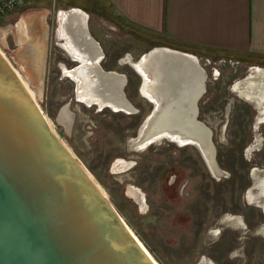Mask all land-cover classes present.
<instances>
[{
	"label": "water",
	"instance_id": "water-1",
	"mask_svg": "<svg viewBox=\"0 0 264 264\" xmlns=\"http://www.w3.org/2000/svg\"><path fill=\"white\" fill-rule=\"evenodd\" d=\"M72 12L83 16L81 29L96 50V55L88 61L99 76L119 81L121 106L133 109L122 90L125 76L104 72L97 63L102 52L87 30V14L76 8L60 10L58 25L59 13ZM49 13L43 8H31L14 23L20 33L13 57L24 75L25 71L35 74L32 81L25 77L39 95L41 84V91L44 90ZM162 55L188 63L196 73L197 85L181 102L174 98L170 104L168 99L161 100L149 92L152 72L147 66L151 67ZM134 64L140 72L133 64L131 67L142 79L140 92L150 94V98L145 97L153 104V110L141 124L136 138L129 142L128 149L139 152L138 146L163 140L177 146H193L210 174L215 178L222 176L212 131L198 120L199 101L206 92L207 79L199 58L190 52L155 46ZM249 74L240 85H246ZM245 100L253 102L262 117L264 104L260 108L256 101ZM163 102L169 106L165 109V119L160 121ZM117 109L124 111L122 107ZM182 112L186 114V123L177 121ZM253 180L256 186L257 179ZM0 264H156L100 187L54 133L1 51Z\"/></svg>",
	"mask_w": 264,
	"mask_h": 264
},
{
	"label": "rangeland",
	"instance_id": "rangeland-1",
	"mask_svg": "<svg viewBox=\"0 0 264 264\" xmlns=\"http://www.w3.org/2000/svg\"><path fill=\"white\" fill-rule=\"evenodd\" d=\"M63 1L65 0H32L25 8L0 18V51L34 93L54 133L89 173L157 264H206L203 262L204 259L215 264L209 250L215 240L214 237L210 238L207 235L215 226L204 228L206 230H202L196 238L197 230L195 231L191 224L187 223L186 216L190 208H193L197 214L200 211V219H204V206H210L209 202L205 203L208 192L214 200L212 202L214 211H218L220 218L218 222H223L220 207L229 208L237 202L242 205L244 195L238 192V189H242L243 174L248 173L247 169H262L264 166V123L258 122L260 113L256 110L257 106L251 101L240 98L235 89V87L239 89L243 87L240 83L249 74L252 65L248 63L250 69H246V61L220 57V55L206 57L210 59L209 65L205 63L204 55L198 54L201 58L200 65L207 75L206 92L199 101V116L201 121L207 123L213 131L212 142L216 150V162L224 172L222 176L213 178L192 147L181 151L175 146L162 142L146 151L132 152L128 149V145L133 139L134 124L139 125L150 111V106L145 105L144 100L135 96L133 88L138 80L126 65L122 64L120 74L125 78L127 76L131 78L127 99L142 109L141 114L135 118L124 115L114 116L117 119L120 117L121 120L115 125L113 120L105 118V121L100 122V127L91 130L84 128L83 121L87 118L84 119L82 116H77L73 129H67L57 119L58 108L61 105L60 98L66 95V81L63 77L57 79L56 64H63L67 56L61 48L62 43L59 38L51 33L53 15L50 8H53V3L60 5ZM31 8H43L50 12L46 20L49 34L42 95H39L36 88L29 83L22 72V67L13 57L17 50V32L14 23L20 15ZM87 9L91 17V29L108 52L111 50L108 48L111 39L120 43L121 55L124 53L131 55L132 59H136L155 46L153 43L148 44L144 36L131 33L127 29L111 30L108 23L98 20V17L105 18V16L99 11L96 2L91 1ZM129 48L132 50L129 51ZM235 62L244 65L239 66ZM215 70L220 73L217 81L214 78L217 75ZM212 72L214 74L211 76ZM54 74L57 77H54ZM94 119L91 118L92 123L95 124ZM187 158L195 161L190 159L186 161ZM181 160H184L182 163L184 168H192L193 171L200 173L201 178L198 181H191L189 177L193 171H183L181 166H176L180 173L177 180L179 185L168 190L166 176L161 178L162 172L167 165L170 166ZM121 162L129 164V167L119 169L117 165ZM232 183H234L233 188ZM189 188L190 192L196 190L192 192V196L191 194L186 196ZM231 190L237 191L233 194L234 197ZM256 192L252 190L251 196L254 197ZM133 193L140 194V198L136 199ZM263 201V198L257 200L255 197L251 202L249 201L250 212L247 218L250 225L256 222V215L251 210H257L255 207L258 204L263 206ZM226 214L235 215V213ZM228 231L231 237L237 236L235 232ZM242 242L246 250L243 264H264V259L261 257H264V238L249 237ZM246 244H249V252ZM238 260V258L233 259L235 264H240Z\"/></svg>",
	"mask_w": 264,
	"mask_h": 264
},
{
	"label": "crops",
	"instance_id": "crops-1",
	"mask_svg": "<svg viewBox=\"0 0 264 264\" xmlns=\"http://www.w3.org/2000/svg\"><path fill=\"white\" fill-rule=\"evenodd\" d=\"M92 1L106 19L155 45L189 50L205 58L220 55L244 60L264 68V0ZM252 177L257 179L259 193L264 194V179H258V175ZM221 219L223 223L219 221L221 224L207 233L215 240L210 247L211 257L215 264H235L233 259L237 258L243 264L245 244L231 237L228 230L242 236L245 224L236 214ZM253 231L264 238V227ZM203 262L212 264L206 259Z\"/></svg>",
	"mask_w": 264,
	"mask_h": 264
},
{
	"label": "flooded vegetation",
	"instance_id": "flooded-vegetation-1",
	"mask_svg": "<svg viewBox=\"0 0 264 264\" xmlns=\"http://www.w3.org/2000/svg\"><path fill=\"white\" fill-rule=\"evenodd\" d=\"M91 1L92 0H65V1L61 2L60 5H58V3H53L54 4L53 8H50L52 15H53V20L51 23V33L53 35L55 34V37L59 38V40L62 43L61 48H62L63 52L66 53V56H67L66 60H63V64L62 63H59L58 65L56 64V69L58 70V73H57L58 77L55 76L56 74H54V77H57L58 80H60V78L63 77L64 80L66 81V85H65L66 95L64 98H62V99L60 98V101H61L60 104L61 105L58 108L59 112H57L58 113L57 119L60 123L64 124L67 127V129H73L74 124L76 123L75 121L77 119V116L78 117L82 116V117H84V119L87 118L86 120L83 121L84 128L91 130V129H97L98 127H100L101 126L100 122L105 121L106 120L105 118H108V120H110V119L113 120L114 125H115V123H120L121 120H120V117L117 119L114 116L124 115V116L130 117V118L131 117L135 118L139 114L142 113V109L140 107L134 105L131 102V100L127 99V94H128L127 89L130 86L129 83L131 82V78L129 76H127L125 85L123 86L122 90H123L125 99L128 101V103L130 104V106L133 109L124 107V111H123L121 109L115 108V106H117V105L120 106L121 104H123V102H121L122 99L120 97V94L118 91L119 87L117 85L112 88V90L114 92H116V96H115L116 99L114 100L115 104H113V105H111L108 102H105L102 105H100L96 101H90L91 97H89L83 93L82 88H79V83L77 81V78H78L77 68L80 67V62L77 61V59H75L73 56H71L70 54L67 53V51L63 48V44L65 41H64V39L59 37V25H58L57 13L60 10L61 11L66 10L67 11V10L76 8V9L82 10L83 12H85L87 14V16H88L87 21H86L87 30H88L90 36L98 43V45L101 49V52H102V56L99 58L97 57L98 58L97 63L99 64L101 69L104 72L116 73V74L121 75L120 69H121L122 64L128 66V68L130 69L132 74L136 77V80H138L137 83L134 84V88H133V90L135 91V96L144 100L145 105L150 106V111L148 112L147 116H149L153 110V104L145 97V96H147L150 98V94L145 93L143 90H142V93L140 92V88L142 85V79L135 72V70L131 67V64H133L134 67L136 68V70L139 71L138 67H136V65L134 63H137L138 59L143 54L141 56L137 57L136 59H132L131 55L128 56L125 53L123 54L124 55L123 56V55H121V52H120V50H121L120 43L114 41L113 39L109 40L108 48H109V50L110 49L111 50L109 52L107 50H105V47L99 41V39L97 38V36L94 34L93 30L91 29V24H90L91 17H90V14L88 12V9H87V7L89 6V3ZM98 20L108 23L109 28H111V30H113V31H118V29L121 30V28L117 24L113 23L112 21H110L106 18L98 17ZM81 31L84 34V31L83 30H81ZM146 41L148 42V44L152 45V43L150 41H148V40H146ZM155 46H168V47H171V48H174L177 50L190 52V53L196 55L199 58V61L201 60V58L199 57V55L197 53L189 51V50H185V49H181V48H177V47H173V46H169V45H155ZM155 46H152L151 48H153ZM130 50H132V48H129V51ZM110 52H111V54H110ZM204 60H205V63L210 65V63H211L210 59L204 58ZM222 62L226 63L225 61H222ZM235 63H237V62H235ZM249 64L252 65L251 68L255 67V66L262 67L261 64H255V63L254 64L249 63ZM249 64H248V62L245 63L246 69H250ZM237 65L242 66L244 64H241L238 62ZM232 66L234 67L233 64H232ZM215 71H217V70H215ZM72 73H73V75H72ZM216 73H217V75L214 78L217 81L218 78L220 77V73L218 71ZM213 74H214V72L211 73V76ZM143 77L145 78V75H143ZM149 89H150V86H149ZM147 116H145L142 119V121L139 123L138 126H136L137 124H134L135 129H134L133 139L136 138L138 130H139L141 124L143 123V121L145 120V118ZM92 117L95 118L94 119L95 124L92 123V120H91ZM198 120L201 121L199 114H198ZM205 124L207 125V123H205ZM207 126L211 129V127L209 125H207ZM51 127H52V125H51ZM212 137H213V131H212ZM162 142H164L167 145L175 146L176 148H178L181 151L183 149L185 150L186 148L192 147L193 149H195L197 151L198 156H199V160L200 159L202 160L200 153L198 152V150L195 147L187 146V145L186 146H177L176 144L165 141V140H163L161 142H155V143L149 144L148 146L147 145L138 146V148H136V151H139V152L146 151L147 149L152 148L156 144H161ZM178 143H182V142L179 141ZM256 143L258 144V142H256ZM133 152H135V151H133ZM205 158L208 162H210L209 157L205 156ZM189 159L190 158H187L186 161H188ZM190 160L195 161L194 159H190ZM181 161L180 162H174L170 166L167 165V167H165L163 172H162L161 178L166 176V180H167L166 188H168V190H170V188L172 189L176 185H179V184H177L178 183L177 180H178V177H180V173H179L177 167L181 166V169L183 171L184 170H188L189 172L193 171V169L190 167L184 168V166L182 164V163H184V160L182 162ZM123 164H124V162H121L119 165H117V167L119 169L126 168V167H124ZM194 165H196V163ZM247 171H248V173L243 174L244 181H243L242 189L241 190L238 189V192H242V195H244L242 205L237 202L236 205H233V206L231 205L232 207H229V208L220 207V209H219L221 211V214H222L221 217L224 215H229L226 213H235L238 216H241L242 223L245 224L243 227L244 232H243L242 236L240 234H237V236H235V238H234L236 241H239L240 244L243 243L242 240H246L249 237L257 236L256 235L257 231H253L254 228L264 227V205L262 206V205L258 204V206L255 207V208H257V210H251L253 212V214L256 215V222L254 224L250 225L248 218H247L248 213L250 212V210L248 208V205L250 204L249 201L251 202L252 198H254V197L257 200H259L261 198L264 199V194L259 193V190H258V188H256V186L254 184L253 177H252V175H258V179H264V166H262V169L253 168L252 170L247 169ZM200 178H201L200 173L193 171L189 177V180L198 181ZM213 178H215V177H213ZM190 187H191V185H190ZM231 187L232 188L234 187V183L231 184ZM252 190L257 191L256 192L257 194L254 197H252L251 196L252 194L250 193ZM194 191H196V190L193 189L192 192H194ZM192 192H190V188H189L186 196H190V194L192 196L193 195ZM231 193L233 195V194L237 193V191L231 190ZM209 194L210 193L207 192V196L205 198H207L208 201L205 199V203L207 204L209 202L210 206H208V205L204 206V216H203L204 219L203 220L200 219V217H201L200 211L197 214V212L193 208H190L191 210H189V214L186 216L187 223L189 222V224H191V227L193 229H195V231L197 230L196 231V238L198 237V235L200 234V232L202 230H206L204 228H208L210 226L216 227L218 224H221L220 222H218V219H219L218 211H214V207L212 206V202L214 200L211 199V195H209ZM233 197H234V195H233ZM246 198H248V200ZM199 200H200V198H199ZM222 204H224V203L222 202ZM199 205H200V203H199ZM196 215L198 216V221H196V219H197Z\"/></svg>",
	"mask_w": 264,
	"mask_h": 264
},
{
	"label": "bare ground",
	"instance_id": "bare-ground-1",
	"mask_svg": "<svg viewBox=\"0 0 264 264\" xmlns=\"http://www.w3.org/2000/svg\"><path fill=\"white\" fill-rule=\"evenodd\" d=\"M83 22H84L83 16H81L78 13L75 12L59 13V37L64 39L65 42L63 44V48L67 51V53L81 62V65L77 70L78 72L77 81L79 83V88H82V91L85 95L91 97L90 101H96L100 105H102L105 102H108L111 105H113L115 104L114 100L116 99L115 97L116 92H114L112 88L115 87L116 85L119 87L120 83L116 79L113 80L110 78L99 76L95 72L91 63L88 61L96 55L95 53L96 50L81 31ZM16 32L18 37L20 33L18 28ZM1 53L3 54V52ZM158 57L159 60H154L153 65H151V67L149 65L147 66V69L151 70L152 72V81L151 84L149 85L151 91L149 92H151V94L153 92L161 100L168 99V101H170V104L172 103L174 98L175 101L178 100L179 102H181L183 98H186L185 97L186 95L192 92L193 87L197 85L196 83L197 76L195 71L193 70L191 65H189L186 62H182L180 60H172L171 58H168L165 55ZM15 71L22 79L23 83L29 90L33 99L36 101L35 95L32 92V90H30L26 81L23 80L21 74L16 69ZM25 72H26L25 75L28 77L30 81H32L35 78V74L33 72L31 71L28 72L25 71ZM250 72L251 73L247 77L248 82L246 83V81H244L246 85L240 89L239 87H237V91L240 97H242L243 99L256 101L258 106L261 108V106H263L264 104V70L252 68L250 69ZM41 85L39 92L42 95L43 91H41L42 90ZM36 103L38 105L37 101ZM163 103H164V108H162L163 110H160L161 111L159 118L160 121H163V119H165L166 117L165 109H168L169 106L168 102H163ZM121 105L120 106L117 105L115 106V108L118 107L124 108ZM261 115L262 117L259 116L258 118V122L260 123L264 122V110H262ZM177 118H178L177 119L178 122L183 123L184 120V122L186 123L185 113L183 112L180 113L179 117L177 116ZM49 125L51 126L50 123ZM123 165L124 167H129V164L127 163H124ZM133 195L136 199L140 198V194L138 193H133Z\"/></svg>",
	"mask_w": 264,
	"mask_h": 264
},
{
	"label": "built area",
	"instance_id": "built-area-1",
	"mask_svg": "<svg viewBox=\"0 0 264 264\" xmlns=\"http://www.w3.org/2000/svg\"><path fill=\"white\" fill-rule=\"evenodd\" d=\"M32 0H0V18L21 10Z\"/></svg>",
	"mask_w": 264,
	"mask_h": 264
}]
</instances>
